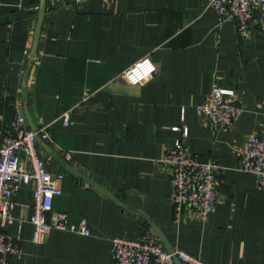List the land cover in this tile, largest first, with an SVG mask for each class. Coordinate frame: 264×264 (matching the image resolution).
<instances>
[{"label": "crops", "instance_id": "obj_1", "mask_svg": "<svg viewBox=\"0 0 264 264\" xmlns=\"http://www.w3.org/2000/svg\"><path fill=\"white\" fill-rule=\"evenodd\" d=\"M208 3L46 0L34 46L40 1L0 0V123L27 112L29 128L45 127L49 138L35 148L46 170L64 173L52 209L71 224L85 219L90 232L52 229L32 243V181L12 196L15 219L3 226L20 237L11 264H113L112 238H135L143 227L206 263L264 264V190L237 157L248 134L264 136V32L240 38ZM144 55L157 65L152 78H118ZM213 86L234 89L242 108L227 130L196 113ZM183 127L190 149L223 167L220 200L205 221L189 208L175 215L172 178L160 163ZM21 166L30 168L25 158Z\"/></svg>", "mask_w": 264, "mask_h": 264}, {"label": "built area", "instance_id": "obj_2", "mask_svg": "<svg viewBox=\"0 0 264 264\" xmlns=\"http://www.w3.org/2000/svg\"><path fill=\"white\" fill-rule=\"evenodd\" d=\"M79 3L84 0H74ZM220 21L232 19L236 33L248 38L253 29L264 32V0H209ZM147 60L155 70L145 76ZM157 72V65L148 55L136 59L118 76L133 84H142ZM196 113L215 129L227 130L240 117L242 108L237 104V95L232 88L213 86L196 105ZM67 124V117L64 118ZM187 127L171 146L166 147L160 163L172 178L171 200L176 216L184 208L205 221L220 200V176L223 167L210 157L202 158L184 142ZM48 139L45 127L31 129L24 115L3 119L0 123V264H11L10 257L21 250L20 237L7 234L3 226L15 219L12 196L21 186L32 181L33 213L29 218L32 225L31 242L41 244L52 229H62L88 235L85 219L78 224L68 222L64 211H54L52 203L62 191V171L51 173L44 167V159L35 148L37 138ZM239 169L256 177L259 189L264 190V136L250 133L237 149ZM25 158L29 169H23ZM113 264H210L180 248L168 251L159 237L149 227H143L135 238H112Z\"/></svg>", "mask_w": 264, "mask_h": 264}, {"label": "water", "instance_id": "obj_3", "mask_svg": "<svg viewBox=\"0 0 264 264\" xmlns=\"http://www.w3.org/2000/svg\"><path fill=\"white\" fill-rule=\"evenodd\" d=\"M39 1H40V4H39L38 15H37L38 21H37L36 32H35L34 46L36 45L37 37L39 35L41 19H42V15L44 13L45 3H46V0H39ZM33 52H34V49H33ZM22 115H24L25 122H27V120L29 118L28 113L25 112ZM32 129H34V128H32ZM65 167H66V169L68 171L73 173L75 176L81 178L83 181H85L86 183H88L91 186H93L96 190H98L101 193H103V194L107 195L108 197H110L114 202H116L118 204H121L120 200L113 193H111L106 188L102 187L100 184L95 182L93 179H91L90 177H88L87 175L82 173L78 168L73 167V166L69 165L68 163L65 164ZM154 228H155L156 234L159 236L161 241L164 243L165 248L168 251H172L173 249H172L171 245H169V243H168L167 239L165 238V236L163 235V233L159 229H157V227H154ZM175 263L176 264H181L178 259H175Z\"/></svg>", "mask_w": 264, "mask_h": 264}, {"label": "clouds", "instance_id": "obj_4", "mask_svg": "<svg viewBox=\"0 0 264 264\" xmlns=\"http://www.w3.org/2000/svg\"><path fill=\"white\" fill-rule=\"evenodd\" d=\"M144 65L146 67L145 76H148L152 71L155 70V66L151 65V63L147 60L144 61Z\"/></svg>", "mask_w": 264, "mask_h": 264}]
</instances>
